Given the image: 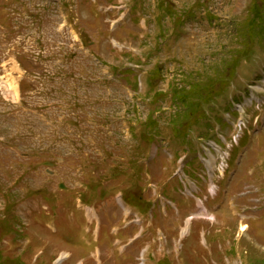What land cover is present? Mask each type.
<instances>
[{
  "label": "rangeland",
  "instance_id": "374dc122",
  "mask_svg": "<svg viewBox=\"0 0 264 264\" xmlns=\"http://www.w3.org/2000/svg\"><path fill=\"white\" fill-rule=\"evenodd\" d=\"M117 1L0 0V264H264V3ZM242 119L204 215L181 179L207 191L227 155L205 168L202 139L230 147Z\"/></svg>",
  "mask_w": 264,
  "mask_h": 264
},
{
  "label": "trees",
  "instance_id": "16d2710c",
  "mask_svg": "<svg viewBox=\"0 0 264 264\" xmlns=\"http://www.w3.org/2000/svg\"><path fill=\"white\" fill-rule=\"evenodd\" d=\"M261 2L262 3H264V0H261ZM261 9V6L259 5V7L257 8L256 6H250V12L253 14V15H255L257 12H259V10ZM258 24H257V22H256V20L254 21L253 19H252V21H251V19L249 20V25H248V28H247V30H248V33H251L252 31H254V29H255V27L257 26ZM253 37H254V39L256 38V35H255V31L253 32ZM249 50H250V48H246V51H244L243 50V54H242V56H240L239 58H238V62L240 63V61L241 60H243V59H245V58H249L250 59V57L252 56V54H249L248 55V53H249ZM242 53V52H241ZM240 53V54H241ZM234 65H237V63L236 64H234ZM230 65H225V67H224V69L223 70H225L224 72H223V74H222V78H220V81H218V80H212L211 82H209L210 83V86L212 87V89H215L214 87H213V85L215 84V83H217L218 85H219V87H220V85H222V88H223V93L226 91V87L229 85V80H227V79H225V76H228V78L229 79H232L233 77H234V75H235V73H236V70L235 69H233L232 67H230ZM222 70V71H223ZM210 88V87H209ZM186 99V98H185ZM182 130L183 131H186L187 132V134L189 133V129L188 130H186L184 127L182 128ZM161 262V263H160ZM159 263H157V264H166V262H162V261H160ZM16 264H21V263H16Z\"/></svg>",
  "mask_w": 264,
  "mask_h": 264
},
{
  "label": "water",
  "instance_id": "95a60500",
  "mask_svg": "<svg viewBox=\"0 0 264 264\" xmlns=\"http://www.w3.org/2000/svg\"><path fill=\"white\" fill-rule=\"evenodd\" d=\"M61 188H64V186H63V185H61Z\"/></svg>",
  "mask_w": 264,
  "mask_h": 264
},
{
  "label": "bare ground",
  "instance_id": "6f19581e",
  "mask_svg": "<svg viewBox=\"0 0 264 264\" xmlns=\"http://www.w3.org/2000/svg\"><path fill=\"white\" fill-rule=\"evenodd\" d=\"M245 227V226H244Z\"/></svg>",
  "mask_w": 264,
  "mask_h": 264
}]
</instances>
